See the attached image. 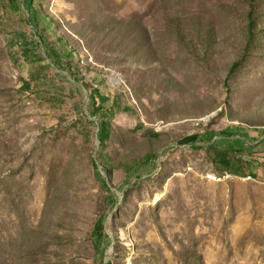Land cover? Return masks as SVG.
Returning a JSON list of instances; mask_svg holds the SVG:
<instances>
[{
	"label": "rangeland",
	"instance_id": "1",
	"mask_svg": "<svg viewBox=\"0 0 264 264\" xmlns=\"http://www.w3.org/2000/svg\"><path fill=\"white\" fill-rule=\"evenodd\" d=\"M9 1L0 264H264V36L227 79L246 4Z\"/></svg>",
	"mask_w": 264,
	"mask_h": 264
},
{
	"label": "trees",
	"instance_id": "2",
	"mask_svg": "<svg viewBox=\"0 0 264 264\" xmlns=\"http://www.w3.org/2000/svg\"><path fill=\"white\" fill-rule=\"evenodd\" d=\"M16 1L19 0H10L9 3H15ZM241 2L245 3L247 6V11H246V37H245V43H244V48L242 51V55L239 60L235 61L231 68L229 69L227 79H229L232 74L240 67L241 62L243 59L247 58L248 56L253 54V50L256 49L259 44V39H262V36H264V0H240ZM41 40L44 42L43 38L41 37ZM46 46V44H45ZM51 56V54H49ZM93 94L91 96L92 100V107H91V116L93 117H100V125H99V139L101 142L105 141L108 138L109 134V120H106L104 115H107L109 109H105L104 106V98H100L99 96V103H96V97ZM264 141L262 140L260 143H257V147H261ZM220 153H216L215 156V162L220 160ZM228 163L232 164V161H229ZM227 165V170L235 173V174H240L242 173L239 170H236V168L233 167V165L230 166ZM97 178L102 180V185L104 188H108V185L103 179L99 172H96ZM254 177L255 179H260L258 175H250Z\"/></svg>",
	"mask_w": 264,
	"mask_h": 264
},
{
	"label": "bare ground",
	"instance_id": "3",
	"mask_svg": "<svg viewBox=\"0 0 264 264\" xmlns=\"http://www.w3.org/2000/svg\"><path fill=\"white\" fill-rule=\"evenodd\" d=\"M212 179L217 180V181H221L223 180V175L221 177H215V176H210Z\"/></svg>",
	"mask_w": 264,
	"mask_h": 264
},
{
	"label": "built area",
	"instance_id": "4",
	"mask_svg": "<svg viewBox=\"0 0 264 264\" xmlns=\"http://www.w3.org/2000/svg\"><path fill=\"white\" fill-rule=\"evenodd\" d=\"M230 177H232V175L229 173H226L223 175V179L230 178Z\"/></svg>",
	"mask_w": 264,
	"mask_h": 264
}]
</instances>
